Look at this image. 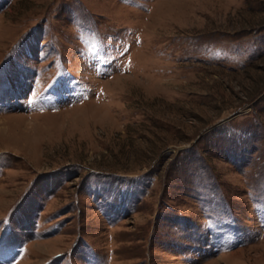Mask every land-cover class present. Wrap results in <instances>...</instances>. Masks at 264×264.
Listing matches in <instances>:
<instances>
[{"label":"rangeland","instance_id":"obj_1","mask_svg":"<svg viewBox=\"0 0 264 264\" xmlns=\"http://www.w3.org/2000/svg\"><path fill=\"white\" fill-rule=\"evenodd\" d=\"M0 264H264V0H0Z\"/></svg>","mask_w":264,"mask_h":264}]
</instances>
